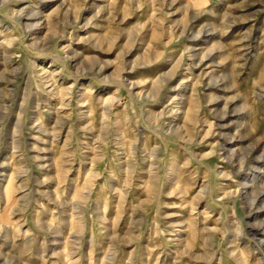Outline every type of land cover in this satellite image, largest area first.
<instances>
[{"label":"rangeland","instance_id":"rangeland-1","mask_svg":"<svg viewBox=\"0 0 264 264\" xmlns=\"http://www.w3.org/2000/svg\"><path fill=\"white\" fill-rule=\"evenodd\" d=\"M0 264H264V0H0Z\"/></svg>","mask_w":264,"mask_h":264}]
</instances>
